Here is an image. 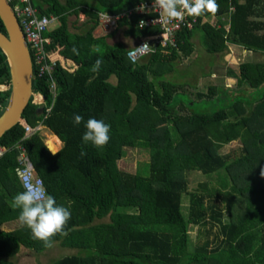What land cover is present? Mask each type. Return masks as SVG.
<instances>
[{
	"label": "trees",
	"instance_id": "obj_1",
	"mask_svg": "<svg viewBox=\"0 0 264 264\" xmlns=\"http://www.w3.org/2000/svg\"><path fill=\"white\" fill-rule=\"evenodd\" d=\"M31 1L40 14L58 18L56 27L45 33L51 39L48 57L56 61V93L47 77L34 76L33 91L44 96L46 105L38 110L31 97L22 119L50 130L62 148L52 152L48 145L52 154L38 131L25 137L23 120L0 138V146L7 148L0 157V264H13L10 258L20 247L46 249L26 227L1 228L18 219L11 206L23 191L14 172L18 145L27 150L57 205L71 211L67 235L55 240L77 251L50 264H264V0H217L215 16H201L194 28L175 35L176 48L155 47L136 62L128 58L124 43L106 42L113 30L98 37L91 32L97 11H128L140 0ZM80 12L86 20L77 27ZM71 16V26L80 31L70 30ZM141 18L123 19L117 27L144 39L157 30L139 29ZM210 18H216L218 28L203 21ZM0 32L6 34L1 20ZM197 32L211 55L227 44L259 55L240 63L236 73L229 71L234 89L210 85L191 97L179 90L184 81L171 79L176 60L192 54ZM97 58L104 63L94 76L91 67ZM0 81L10 82L1 49ZM9 93L1 94L0 116ZM74 114L85 122L95 118L110 125L105 148L82 145L86 129L73 126ZM233 141L240 149L220 152ZM50 142L59 145L56 139ZM137 147L148 152L149 160L135 172L118 168L127 149ZM81 150L87 155L81 157ZM192 171H223L222 192H211L206 182L188 192L186 174ZM184 197L186 216L181 211ZM189 226L197 228L198 238L203 229L201 244L191 245Z\"/></svg>",
	"mask_w": 264,
	"mask_h": 264
},
{
	"label": "rangeland",
	"instance_id": "obj_2",
	"mask_svg": "<svg viewBox=\"0 0 264 264\" xmlns=\"http://www.w3.org/2000/svg\"><path fill=\"white\" fill-rule=\"evenodd\" d=\"M64 1V0H62ZM75 19L74 16L70 17V30L80 31V28H74L71 23ZM86 17L80 12L76 18L77 27H80L81 22H84ZM204 22H209L215 27H219L216 24V18L203 19ZM58 22H54L50 25L51 28L56 27ZM226 29H228L226 27ZM94 37L103 36V32L96 27L92 30ZM201 33L197 32L191 39L193 45V52L190 56L183 58L180 57L176 60L175 71L171 73L172 80L177 83L183 82L181 89L187 92L191 97L194 96V92L206 91L207 86L210 85H224L231 89L235 88V79L230 76L229 71L237 72L240 63L247 61H255L259 55H255L251 52L245 51L239 46L233 44H227L226 50L217 54L211 55L206 51V48L201 42ZM107 43L122 42L126 47H130L138 42V38L133 35L124 34V26L114 28L110 36L105 38ZM175 74V75H174ZM204 74V75H203ZM186 81V83H185ZM182 95V94H181ZM179 94V96H181ZM206 106H204L205 109ZM24 121V120H23ZM40 126V125H39ZM43 142H47L48 136L52 132L45 129L43 126L38 131ZM49 147L52 152H57L58 148L49 141ZM241 144L238 141H233L229 144H225L220 148V152L224 154H231L233 151L240 149ZM149 160V154L145 150L140 148H128L123 158L117 161L118 168H121L127 172H135L143 162ZM225 173L213 172L210 174H200L197 171H192L186 174L187 189L188 192L197 189L199 182H206L208 190L214 193H221V176ZM188 202L186 197L181 200V211L184 216L187 213ZM108 222V218L103 220ZM98 222V221H96ZM20 223L18 221L11 222L5 228L17 227ZM201 237L198 238V230L195 226L188 227V235L191 241V245L201 244L204 241L203 229L199 230ZM207 239H211V235ZM193 243V244H192ZM76 249L68 247H62L56 242L53 247L46 248L42 252H36L27 248H21L20 251L13 257L10 258L13 264H50L51 262L59 259L64 255L75 253Z\"/></svg>",
	"mask_w": 264,
	"mask_h": 264
},
{
	"label": "built area",
	"instance_id": "obj_3",
	"mask_svg": "<svg viewBox=\"0 0 264 264\" xmlns=\"http://www.w3.org/2000/svg\"><path fill=\"white\" fill-rule=\"evenodd\" d=\"M11 9V12L18 24V27L22 33L23 41L29 49V53L33 65V77H47L50 81L49 89L53 95L56 93V84L53 79V71L56 66V61L48 57L46 46L50 44L51 39L45 33L50 31L52 28L51 24L57 21V17L50 15H42L39 10L33 6L31 0H5ZM143 16L139 21L143 20L145 26L143 28H154L157 31L138 40L137 43L128 47L127 56L132 62L138 61L133 60L129 55V50L132 47H139L143 43L147 42L153 50L155 47L160 48H176L175 35L182 30H191L198 22L197 17L185 16L182 22H169L168 18L155 6L154 0H140V2L128 11H122L118 13H109L106 11H97L96 13V25L95 27L103 32V34L109 33L117 27V23L123 19L131 20V17ZM109 17V21L106 22V17ZM137 23L139 29H143ZM178 24V26H177ZM54 28V27H53ZM152 50V51H153ZM10 89V82L0 81V110L3 108L2 95ZM36 97H39V101H36ZM32 102L35 105H43L45 107L46 101L41 93L34 92L32 96ZM50 108L47 109L49 111ZM22 126L25 130V137H30L33 133L40 130L41 125L37 127H31L27 121L22 122ZM19 150L18 164L19 166L14 169L17 180L21 187L27 179L33 182L42 181L37 175L36 169L30 160L27 150L21 145L17 146ZM7 151V148L0 146V157ZM24 190V188H23Z\"/></svg>",
	"mask_w": 264,
	"mask_h": 264
},
{
	"label": "clouds",
	"instance_id": "obj_4",
	"mask_svg": "<svg viewBox=\"0 0 264 264\" xmlns=\"http://www.w3.org/2000/svg\"><path fill=\"white\" fill-rule=\"evenodd\" d=\"M154 4L168 18L169 22H182L185 16L197 18L209 14L215 16L219 11L217 0H154ZM109 19L107 16L106 22ZM139 25L143 28L145 22L141 20ZM152 50L153 47L145 42L139 47H132L128 55L135 61L140 56L150 54ZM72 52L74 55H79V51L75 47ZM103 63L102 58L95 60L91 67L94 76L99 74ZM72 123L73 126L83 124L86 129L81 138L82 145L91 144L99 150L108 144L110 125L103 120L89 118L85 122L82 115L74 114ZM86 155L87 153L81 150L80 156ZM23 188V191L12 198L11 206L18 210V221L22 227H26L30 231L32 238L41 242L44 248H51L56 243L57 236L67 235L66 229L71 219V211L67 207L57 205L56 199L47 192L43 181L33 182L26 178Z\"/></svg>",
	"mask_w": 264,
	"mask_h": 264
},
{
	"label": "water",
	"instance_id": "obj_5",
	"mask_svg": "<svg viewBox=\"0 0 264 264\" xmlns=\"http://www.w3.org/2000/svg\"><path fill=\"white\" fill-rule=\"evenodd\" d=\"M0 20L6 34L0 32V49L5 54L10 75V93L7 105L0 116V138L22 122L25 107L33 96V65L29 49L11 12L8 3L0 0ZM43 105L38 106V110Z\"/></svg>",
	"mask_w": 264,
	"mask_h": 264
},
{
	"label": "crops",
	"instance_id": "obj_6",
	"mask_svg": "<svg viewBox=\"0 0 264 264\" xmlns=\"http://www.w3.org/2000/svg\"><path fill=\"white\" fill-rule=\"evenodd\" d=\"M45 128V127H44ZM45 129H47V128H45ZM48 131H50V130H48ZM48 136V140H47V142H44L45 143V145L47 146V148L49 149V147H48V143H49V141H50V139H56L57 141H58V143H59V145H57V144H55V143H53L52 142V144L55 146V148L57 147L58 148V150H57V152L62 148V142L52 133L51 135H47ZM49 151L51 152V150L49 149ZM52 153V152H51ZM52 154H55V153H52ZM16 221H18V219H14V220H11V221H8V222H5V223H3L2 225H1V228L2 229H4V230H11V229H14V228H16V227H14V228H5L7 225H9L11 222H16ZM19 222V221H18ZM18 226H19V224H18ZM17 226V227H18ZM21 248H27V247H20V249ZM20 249H19V251H20ZM27 249H29V248H27ZM30 251L32 250V249H29ZM18 251V252H19ZM17 252V253H18ZM16 253V254H17ZM15 254V255H16Z\"/></svg>",
	"mask_w": 264,
	"mask_h": 264
},
{
	"label": "bare ground",
	"instance_id": "obj_7",
	"mask_svg": "<svg viewBox=\"0 0 264 264\" xmlns=\"http://www.w3.org/2000/svg\"><path fill=\"white\" fill-rule=\"evenodd\" d=\"M36 101H39V97H36Z\"/></svg>",
	"mask_w": 264,
	"mask_h": 264
}]
</instances>
